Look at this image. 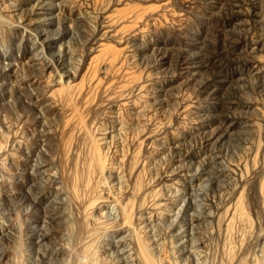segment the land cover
<instances>
[{"label": "rangeland", "instance_id": "374dc122", "mask_svg": "<svg viewBox=\"0 0 264 264\" xmlns=\"http://www.w3.org/2000/svg\"><path fill=\"white\" fill-rule=\"evenodd\" d=\"M83 262L264 264V0H0V264Z\"/></svg>", "mask_w": 264, "mask_h": 264}, {"label": "bare ground", "instance_id": "6f19581e", "mask_svg": "<svg viewBox=\"0 0 264 264\" xmlns=\"http://www.w3.org/2000/svg\"><path fill=\"white\" fill-rule=\"evenodd\" d=\"M124 0H119V3L120 2H123ZM114 7H112V5L110 6V5H107L106 7H103V8H98V9H96V8H92L91 10L90 9H88V15L92 18V20H94V19H96V20H100L101 21V24H102V26L104 27V28H106V30L107 31H109V29H112V28H114L116 25H118L119 23H121L122 21H124V20H127V19H132L134 16H135V10H133V9H131V10H128V11H124V12H121V13H119V14H117V16H114V15H112V13H111V10L113 9ZM116 17H119V18H117L116 19ZM50 88V87H49ZM51 89V88H50ZM51 93V92H50ZM81 118V117H80ZM81 119H79V120H77V121H80ZM83 120H81V122H82ZM80 122V124H79V122L77 123V122H75L74 124H75V127H76V124H78V125H80L81 126V124H82V126L81 127H83V124H84V122L83 123H81ZM78 128H80V127H78ZM83 129H84V127H83ZM82 129V130H83ZM81 130V129H80ZM81 130V131H82ZM84 133V132H83ZM93 153V152H92ZM97 153V152H96ZM97 155V154H96ZM92 163V162H91ZM90 164V163H89ZM91 166V165H90ZM93 167V166H92ZM88 169V168H87ZM87 172V171H86ZM101 174H102V172H101ZM78 178V177H77ZM91 178V177H90ZM166 178V177H165ZM78 180V179H77ZM91 181H92V179H91ZM83 182H85V181H83ZM74 184V183H73ZM86 184V183H85ZM84 184V185H85ZM83 185V184H82ZM88 186V185H87ZM87 186H86V188H87ZM80 187V186H79ZM3 193V192H2ZM92 197V196H91ZM95 198H97V200H98V197H95ZM94 200V199H93ZM96 200V199H95ZM91 202V201H90ZM97 202V201H96ZM95 202V203H96ZM99 202V201H98ZM97 202V203H98ZM85 204V203H84ZM91 205H92V203H91ZM91 209H92V207H94V205L91 207L90 205H88ZM97 206V205H96ZM85 208H86V206H85ZM88 208V207H87ZM85 211H88V213H89V215L91 214V212H89V210L87 209H84ZM125 214V213H124ZM88 214H86V216H87ZM85 216V218H87V217H89V216H87L86 217ZM126 217V216H125ZM91 218V217H90ZM90 218H89V220H90ZM75 220H77V219H75ZM74 220V221H75ZM93 220V219H92ZM92 220H90V221H92ZM98 220V219H97ZM94 221V220H93ZM81 222V221H80ZM98 222V221H97ZM122 222H124V221H122ZM75 223V222H74ZM82 223V222H81ZM87 223H89L88 222V219H87ZM86 223V224H87ZM73 224V223H72ZM71 224V225H72ZM95 224V223H94ZM97 224V223H96ZM95 224V225H96ZM99 224V223H98ZM97 224V225H98ZM102 224V223H101ZM125 224V223H124ZM132 224V223H131ZM100 225V224H99ZM122 225V224H121ZM127 225V224H126ZM14 226V225H13ZM128 226V225H127ZM12 227V226H11ZM84 227V226H83ZM86 227V226H85ZM95 227H97V226H95ZM99 227V226H98ZM100 227H102V226H100ZM124 227V226H123ZM126 227V226H125ZM16 228V227H15ZM81 228V227H80ZM90 228V227H89ZM9 229V228H8ZM72 229V228H71ZM75 229V228H74ZM91 229V228H90ZM90 229L89 230H87V232H89L90 231ZM11 231V230H10ZM68 231V230H67ZM80 231V230H79ZM82 232H83V229L81 230ZM95 231V230H94ZM90 233V232H89ZM91 233H93V232H91ZM9 235V234H8ZM79 235V234H78ZM86 235V234H85ZM92 235H94V234H92ZM89 236V235H88ZM80 237H82V235L80 236ZM86 237V236H85ZM92 237V236H91ZM84 237H82V239H83ZM97 238V237H96ZM14 239V238H13ZM90 239V238H89ZM91 239H93V238H91ZM84 240V239H83ZM85 240H86V238H85ZM94 240V239H93ZM96 240V239H95ZM89 241V240H88ZM91 241V240H90ZM78 242V241H77ZM86 242V241H85ZM89 243L90 242H86V244L89 246ZM77 245H78V243H76ZM76 245V246H77ZM79 245H80V243H79ZM87 245L85 246L86 248H83V252H85V250H87ZM74 246V245H73ZM80 247V246H79ZM4 248V247H3ZM90 248V247H89ZM88 248V249H89ZM92 248V247H91ZM74 250V249H73ZM7 252V251H6ZM87 253H88V251H86ZM86 252H85V254H86ZM43 253V252H42ZM91 253V252H90ZM9 255V254H8ZM84 255V254H83ZM88 256V255H87ZM87 256L86 257H84L85 258V260H87L86 258H87ZM79 257V256H78ZM93 257V256H92ZM8 259H10V258H8ZM80 259V258H79ZM89 259V258H88ZM7 260V259H6ZM5 260V261H6ZM78 260V259H77ZM84 260V259H83ZM84 260V261H85ZM80 261V260H79ZM90 262H91V260H89ZM7 262H9V261H7ZM6 264V263H5ZM83 264H85V262H83ZM88 264V263H87Z\"/></svg>", "mask_w": 264, "mask_h": 264}]
</instances>
